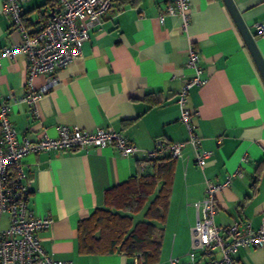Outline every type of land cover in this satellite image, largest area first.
<instances>
[{"label": "crops", "instance_id": "crops-1", "mask_svg": "<svg viewBox=\"0 0 264 264\" xmlns=\"http://www.w3.org/2000/svg\"><path fill=\"white\" fill-rule=\"evenodd\" d=\"M254 35L264 58V0H233ZM3 0H0V7ZM163 0H114L100 22L89 28L81 55L56 71L49 90L31 105L23 99L26 59L2 50L18 45L21 33L0 14V101L9 107L8 119L19 138L56 137L58 127L94 131L110 127L138 148L124 158L111 146L86 150L49 151L26 155L22 167L30 186L28 207L51 226L38 238L53 259L73 264H131L123 254L84 255L78 252V224L96 209L106 207L107 190L140 171L145 151L169 153L171 143L184 142L187 132L177 103L184 83L193 75L186 68L189 49L198 53L205 83L189 89L185 107L195 112L193 122L209 153L206 166L195 163L185 146L174 160L167 214L162 226L156 264L176 258L186 262L196 221L194 203L204 196L205 182L227 188L217 195L216 225L257 230L264 217V80L223 0H190L189 23L165 15ZM57 8V0H26L23 24L35 32ZM38 75L35 90L48 84ZM159 154V156L161 155ZM237 171L240 174H237ZM8 226L0 217V229ZM239 264H264V248H240Z\"/></svg>", "mask_w": 264, "mask_h": 264}, {"label": "built area", "instance_id": "built-area-1", "mask_svg": "<svg viewBox=\"0 0 264 264\" xmlns=\"http://www.w3.org/2000/svg\"><path fill=\"white\" fill-rule=\"evenodd\" d=\"M114 0H57V8L50 18L43 22L37 31L28 32L23 24V6L26 0H3L0 14L9 19L13 29L19 31L22 41L15 46L4 48L2 56L12 58L21 53L26 59V85L29 94L23 99L34 105L41 94L47 92L54 82L56 71L66 68L82 53V45L89 39V28L100 22ZM165 6L158 21L163 22L165 15L177 16L182 20L183 28L189 23L190 0H163ZM256 31L264 36V25L257 24ZM198 53L189 49L186 68L193 75L184 83L177 103L180 107V120L187 132L184 142L171 143L167 151L172 158L181 156L185 146L194 152L195 163L203 169L207 164L208 152L200 150L201 140L197 126L193 122L195 112L185 107L189 89L205 83L203 71L198 66ZM38 75L48 78V84L35 90L31 81ZM9 107L0 101V217L7 215L8 226L0 229V264H73L71 261L56 260L47 253L38 238V234L48 229L51 217L35 215L28 207L30 186L22 167L26 155L49 151H77L89 147L117 150L121 157L127 158L138 152L121 133L110 127L96 128L94 131L77 127H58L57 136H42L37 140L19 138L8 119ZM163 150L145 151L144 159L139 162L143 170L147 160L154 159ZM237 174H240L237 171ZM231 176L222 183L205 182L203 198L194 203L196 221L192 229L191 246L186 254L187 261L170 259L167 264H239L235 259L240 248H264V217L260 227L254 230L251 225L243 227L235 222L222 227L214 221L218 208L217 195L227 188ZM132 264H140L136 257Z\"/></svg>", "mask_w": 264, "mask_h": 264}, {"label": "trees", "instance_id": "trees-1", "mask_svg": "<svg viewBox=\"0 0 264 264\" xmlns=\"http://www.w3.org/2000/svg\"><path fill=\"white\" fill-rule=\"evenodd\" d=\"M169 153L147 160L146 167L105 193L106 207L78 224V252L123 254L140 264H156L174 169ZM142 161V160H141ZM142 218L135 220L137 214Z\"/></svg>", "mask_w": 264, "mask_h": 264}, {"label": "water", "instance_id": "water-1", "mask_svg": "<svg viewBox=\"0 0 264 264\" xmlns=\"http://www.w3.org/2000/svg\"><path fill=\"white\" fill-rule=\"evenodd\" d=\"M223 2L227 7L240 35L242 36V39L252 56V59L260 73L262 80H264V58H262L257 48L254 35L250 32L249 28L246 26L233 0H223ZM51 15L52 13L50 14V16Z\"/></svg>", "mask_w": 264, "mask_h": 264}, {"label": "rangeland", "instance_id": "rangeland-1", "mask_svg": "<svg viewBox=\"0 0 264 264\" xmlns=\"http://www.w3.org/2000/svg\"><path fill=\"white\" fill-rule=\"evenodd\" d=\"M140 218H142V213L141 214H137L136 216H135V220H138V219H140Z\"/></svg>", "mask_w": 264, "mask_h": 264}]
</instances>
